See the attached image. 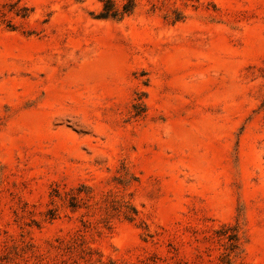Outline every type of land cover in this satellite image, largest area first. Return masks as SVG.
Masks as SVG:
<instances>
[{
  "label": "rangeland",
  "instance_id": "obj_1",
  "mask_svg": "<svg viewBox=\"0 0 264 264\" xmlns=\"http://www.w3.org/2000/svg\"><path fill=\"white\" fill-rule=\"evenodd\" d=\"M135 3L0 0V264H264V0Z\"/></svg>",
  "mask_w": 264,
  "mask_h": 264
},
{
  "label": "trees",
  "instance_id": "obj_2",
  "mask_svg": "<svg viewBox=\"0 0 264 264\" xmlns=\"http://www.w3.org/2000/svg\"><path fill=\"white\" fill-rule=\"evenodd\" d=\"M136 6L135 0H127V2L120 9L114 0H103V8L99 15L101 19L121 20L125 16L132 14ZM231 242L230 251L233 253L237 249V240L233 237L229 238ZM222 264H233L230 254L222 258Z\"/></svg>",
  "mask_w": 264,
  "mask_h": 264
}]
</instances>
